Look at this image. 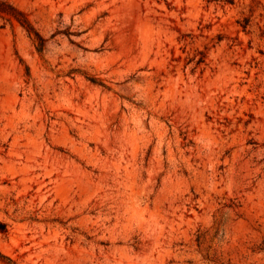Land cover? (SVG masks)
Segmentation results:
<instances>
[{
    "label": "rangeland",
    "instance_id": "1",
    "mask_svg": "<svg viewBox=\"0 0 264 264\" xmlns=\"http://www.w3.org/2000/svg\"><path fill=\"white\" fill-rule=\"evenodd\" d=\"M0 1V264H264V0Z\"/></svg>",
    "mask_w": 264,
    "mask_h": 264
},
{
    "label": "trees",
    "instance_id": "2",
    "mask_svg": "<svg viewBox=\"0 0 264 264\" xmlns=\"http://www.w3.org/2000/svg\"><path fill=\"white\" fill-rule=\"evenodd\" d=\"M5 7L9 8L12 11L10 13H12L14 17L18 19V21L27 29V31L30 34L35 35V37L39 41L38 50L41 51L43 49V44H42L43 38L41 37L39 32L34 28V26L31 24L29 19L26 18L24 14L18 9H16L14 6L6 3L5 1H0V11H5V10H2V9H5Z\"/></svg>",
    "mask_w": 264,
    "mask_h": 264
}]
</instances>
